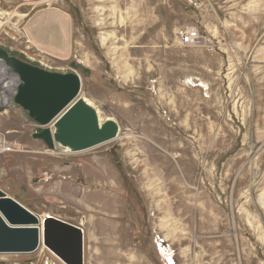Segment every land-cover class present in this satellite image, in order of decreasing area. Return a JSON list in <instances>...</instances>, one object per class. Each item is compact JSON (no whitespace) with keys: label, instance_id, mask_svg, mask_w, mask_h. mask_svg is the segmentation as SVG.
<instances>
[{"label":"rangeland","instance_id":"rangeland-1","mask_svg":"<svg viewBox=\"0 0 264 264\" xmlns=\"http://www.w3.org/2000/svg\"><path fill=\"white\" fill-rule=\"evenodd\" d=\"M186 28L206 45L181 47ZM0 47L77 74L119 125L71 154L19 108L0 116L24 148L0 156V190L79 226L84 264H264V0H0ZM0 264L63 263L42 245Z\"/></svg>","mask_w":264,"mask_h":264},{"label":"water","instance_id":"water-1","mask_svg":"<svg viewBox=\"0 0 264 264\" xmlns=\"http://www.w3.org/2000/svg\"><path fill=\"white\" fill-rule=\"evenodd\" d=\"M0 61L19 77L15 105L44 128L34 139L51 152L83 153L118 138L119 125L113 120L102 123L98 112L81 98L77 74L29 64L3 47ZM42 245L63 264H84L81 228L51 217L40 218L0 190V255H30Z\"/></svg>","mask_w":264,"mask_h":264},{"label":"built area","instance_id":"built-area-1","mask_svg":"<svg viewBox=\"0 0 264 264\" xmlns=\"http://www.w3.org/2000/svg\"><path fill=\"white\" fill-rule=\"evenodd\" d=\"M179 42L183 48L206 45L205 38L200 34L197 28H186L181 30L179 33ZM20 84L21 81L19 77L0 61V116H3L11 110L18 109L15 105V98L18 94ZM27 119L29 123L36 127L37 132H35V134L44 130V128L31 122L28 117ZM23 151L24 148L21 145L11 142L8 135L0 131V156L21 153Z\"/></svg>","mask_w":264,"mask_h":264},{"label":"bare ground","instance_id":"bare-ground-1","mask_svg":"<svg viewBox=\"0 0 264 264\" xmlns=\"http://www.w3.org/2000/svg\"><path fill=\"white\" fill-rule=\"evenodd\" d=\"M40 18H41V16L40 17H38V18H36V19H34V21H33V23H34V25H36L37 23V21H41L40 20ZM67 22V21H66ZM69 22V21H68ZM67 22V24H68V27H66V29H68L69 28V23ZM66 26V25H65ZM59 31V29H56V31ZM66 32H67V30H65ZM68 31H70V30H68ZM55 33H57V32H55ZM69 33V32H68ZM58 34V33H57ZM44 37H46V36H44ZM33 39V38H32ZM65 43V42H64ZM35 47V46H34ZM57 52V51H56ZM51 53V52H50ZM69 53H70V47H69V44H67V48L65 47L64 48V51H62V55L61 56H65V57H67V56H69ZM52 54H54V53H52ZM58 54V53H57ZM56 54V55H57ZM64 60V59H63ZM88 102V101H87ZM89 103V102H88ZM90 104V103H89ZM91 105V104H90ZM65 153H69L68 151H64ZM101 169V168H100Z\"/></svg>","mask_w":264,"mask_h":264},{"label":"crops","instance_id":"crops-1","mask_svg":"<svg viewBox=\"0 0 264 264\" xmlns=\"http://www.w3.org/2000/svg\"><path fill=\"white\" fill-rule=\"evenodd\" d=\"M66 185H67V182L64 181V180H61V181H58V182L53 186V188H54V190H59V191H60V190L64 189V187H65ZM68 224H70V223H68ZM70 225L80 228V227L77 226V225H73V224H70Z\"/></svg>","mask_w":264,"mask_h":264}]
</instances>
